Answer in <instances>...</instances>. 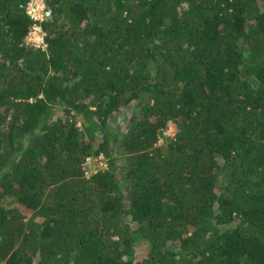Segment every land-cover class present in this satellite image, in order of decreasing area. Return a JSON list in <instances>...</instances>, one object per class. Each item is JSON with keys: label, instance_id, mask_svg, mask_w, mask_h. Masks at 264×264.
Listing matches in <instances>:
<instances>
[{"label": "trees", "instance_id": "obj_1", "mask_svg": "<svg viewBox=\"0 0 264 264\" xmlns=\"http://www.w3.org/2000/svg\"><path fill=\"white\" fill-rule=\"evenodd\" d=\"M23 1L0 0V262L264 264V0Z\"/></svg>", "mask_w": 264, "mask_h": 264}, {"label": "built area", "instance_id": "obj_2", "mask_svg": "<svg viewBox=\"0 0 264 264\" xmlns=\"http://www.w3.org/2000/svg\"><path fill=\"white\" fill-rule=\"evenodd\" d=\"M25 12L34 20H43L50 16V8L47 6L45 0H25L19 3ZM24 41L28 44H33L36 46H45L44 41V32L39 24L38 21H34L32 25L29 27ZM168 126V125H167ZM166 126V127H167ZM172 129H164V133L167 135H173L175 131H171ZM163 138L159 137V142L162 141ZM92 155V156H91ZM86 157L85 165L83 166V174L85 176H91L93 173L97 172L98 170H104L108 167V159L102 154H91ZM94 156V157H93ZM92 158L91 164H88L87 161Z\"/></svg>", "mask_w": 264, "mask_h": 264}, {"label": "rangeland", "instance_id": "obj_3", "mask_svg": "<svg viewBox=\"0 0 264 264\" xmlns=\"http://www.w3.org/2000/svg\"><path fill=\"white\" fill-rule=\"evenodd\" d=\"M128 110H129V111H125V112H121V113H119L116 119L110 120V121H111L110 124H114V125L117 124V126H119L120 129H124V127H125V123H126V121L129 119V117H130V115H131L130 109H128ZM76 119H78V122H80V121H81V114H77V115H76ZM95 123H96L95 121H91V122H90V124H91V129H94V128H93V125H94ZM96 124H97V123H96ZM167 125L169 126V129H170V128L172 129L171 131H176V126H175L174 121L169 120V121L167 122ZM167 125H166V126H167ZM168 126L166 127V129H168ZM98 135H99V134H98ZM170 136H171V135H170ZM160 140H161V138H160ZM162 140H163V139H162ZM160 142L162 143V141H160ZM91 156H92V155H91ZM93 157H94V156H93ZM93 157H91V158L89 159V161H87L88 164H91V162H92V158H93ZM11 200H12V198H11L10 196H6L5 199H3L4 202H8V203H11V202H9V201H11ZM143 249H145L143 243H142V244L139 243V244H137V245L135 246V251H136V252H142ZM0 264H3V262H0Z\"/></svg>", "mask_w": 264, "mask_h": 264}]
</instances>
